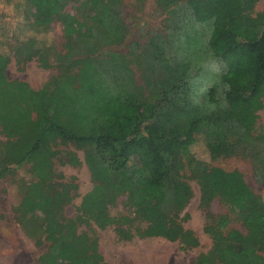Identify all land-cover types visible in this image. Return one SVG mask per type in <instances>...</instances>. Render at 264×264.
I'll return each instance as SVG.
<instances>
[{
  "label": "trees",
  "instance_id": "1",
  "mask_svg": "<svg viewBox=\"0 0 264 264\" xmlns=\"http://www.w3.org/2000/svg\"><path fill=\"white\" fill-rule=\"evenodd\" d=\"M152 1L160 29L120 53L129 34L122 0H7L23 29L0 49V181L15 186L13 218L40 250L38 264H107L92 226L113 227L121 241L161 237L197 248L181 215L193 196L185 171L211 239L191 264H264L262 197L238 171L192 151L200 141L212 161L249 159L255 183H264V134L255 131L264 107V7L254 12L262 0ZM11 56L53 74L36 90L10 80ZM57 159L90 174L72 217L65 207L78 185L56 171ZM21 169L29 181L17 177ZM119 198L128 214L111 217ZM215 200L229 211L212 213Z\"/></svg>",
  "mask_w": 264,
  "mask_h": 264
},
{
  "label": "rangeland",
  "instance_id": "2",
  "mask_svg": "<svg viewBox=\"0 0 264 264\" xmlns=\"http://www.w3.org/2000/svg\"><path fill=\"white\" fill-rule=\"evenodd\" d=\"M123 1V16L128 26L129 34L126 41L114 48L120 53L127 52V46L132 42L142 43L146 35L151 31L161 27L163 17L155 10L152 0H146L144 4H137L136 0ZM264 7V0L257 3L254 12H260ZM0 49H7V35L11 33L19 34L23 29L22 21L17 12L7 5V0H0ZM1 31L3 34H1ZM15 31V32H14ZM62 33L57 24L53 29V39L60 46ZM242 49L240 52H243ZM53 74L52 70L40 68L35 61L25 64L22 68L17 66L14 57H10V63L6 69V75L10 80H20L26 82L32 89H39ZM257 123L255 131L264 134V107L255 112ZM2 136L0 134V140ZM59 150H64L59 147ZM70 151H75L83 162L81 151H76L72 146ZM192 151L198 158L204 160L208 166L217 167L225 172L238 171L242 176V181L253 191L255 195L262 197L264 203V183H255L252 175V163L243 157H232L212 161L209 159L204 145L198 141ZM55 169L65 177H75L78 185V197L71 204L65 207L66 216L72 217L76 214V208L81 202V198L92 188L90 174L84 163L77 167L63 165L60 160H55ZM184 176L191 187L193 196L187 207L181 214H188V219L184 227L191 230L199 241V246L195 249L181 251L176 242H169L161 237H151L139 239L134 237L130 241H121L117 238L114 228L108 227L99 230L92 226L98 238L99 252L107 264H191L195 258L206 253L211 247V239L204 233L206 223L205 213L200 207L199 187L194 180L189 178L190 174L185 171ZM18 178L29 181L31 178L25 169L17 172ZM18 204V195L15 186L9 179L0 181V264H38L37 258L40 250L33 242L27 238L13 218V209ZM210 210L214 214L226 213L229 206L222 201L215 200L210 204ZM111 217L128 214L124 207L123 198H119L113 206L109 208ZM231 229H241L237 223H231ZM264 256V252L262 253Z\"/></svg>",
  "mask_w": 264,
  "mask_h": 264
}]
</instances>
